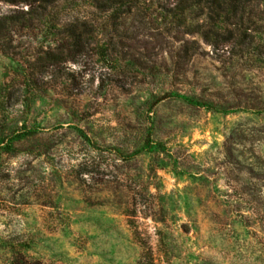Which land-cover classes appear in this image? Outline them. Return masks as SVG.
Here are the masks:
<instances>
[{
  "label": "rangeland",
  "instance_id": "374dc122",
  "mask_svg": "<svg viewBox=\"0 0 264 264\" xmlns=\"http://www.w3.org/2000/svg\"><path fill=\"white\" fill-rule=\"evenodd\" d=\"M129 6L57 0L0 41V264H264V72L200 43L178 74L170 5Z\"/></svg>",
  "mask_w": 264,
  "mask_h": 264
},
{
  "label": "trees",
  "instance_id": "16d2710c",
  "mask_svg": "<svg viewBox=\"0 0 264 264\" xmlns=\"http://www.w3.org/2000/svg\"><path fill=\"white\" fill-rule=\"evenodd\" d=\"M10 4L24 2L30 9L18 14L0 18V41L3 40L10 26L22 23L33 8L46 9L57 0H3ZM147 0H91L93 7L100 12H107L113 7L138 4ZM159 1V0H157ZM170 5L163 18L175 20L182 31H176L173 37L181 42L174 56L169 57L175 71L182 74L188 62L201 53V44L210 48V53L222 65L232 69L264 72V0H164ZM163 12V11H162ZM117 15V14H116ZM114 17H116L114 15ZM85 26L88 25L85 23ZM83 25V26H84ZM93 30L78 31L69 28L68 35L75 46L84 48V34ZM183 38V39H182ZM185 38V39H184ZM175 60V61H173ZM185 73V72H184ZM29 73L30 78H33ZM166 97H161L159 101ZM199 106L198 102L191 103ZM201 106V105H200Z\"/></svg>",
  "mask_w": 264,
  "mask_h": 264
}]
</instances>
